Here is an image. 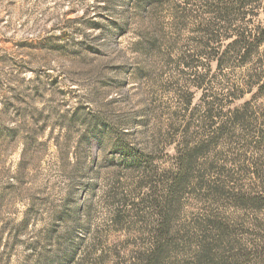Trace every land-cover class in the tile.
<instances>
[{"label":"rangeland","instance_id":"obj_1","mask_svg":"<svg viewBox=\"0 0 264 264\" xmlns=\"http://www.w3.org/2000/svg\"><path fill=\"white\" fill-rule=\"evenodd\" d=\"M245 2L0 0V264H264Z\"/></svg>","mask_w":264,"mask_h":264},{"label":"trees","instance_id":"obj_2","mask_svg":"<svg viewBox=\"0 0 264 264\" xmlns=\"http://www.w3.org/2000/svg\"><path fill=\"white\" fill-rule=\"evenodd\" d=\"M243 2H245V1H248V0H242ZM241 0H240V2H242ZM236 2V1H235ZM246 4H244V6H246L247 5V2H245ZM242 6V5H241ZM223 7H224V9H223V11H230V10H232L233 8H234V4H229L228 2L227 3H225L224 5H223ZM251 39H252V41H251ZM252 42V43H251ZM239 43H243L242 45L243 46H245V47H241V50L243 51V50H245V52L247 51V49H246V44L247 45H250L249 47H251V45H255L256 47H259V46H261V44H263L264 43V28H262V29H259V31H255V33L253 34V33H251V32H245V33H242V34H240V36H238L237 37V39L235 40V42H234V44L235 45H237V44H239ZM259 199H263L264 200V198L263 197H259ZM260 208H262V207H260ZM257 240L262 244V245H264V230H262V232L261 233H259L258 235H257ZM263 252H264V250H263Z\"/></svg>","mask_w":264,"mask_h":264}]
</instances>
